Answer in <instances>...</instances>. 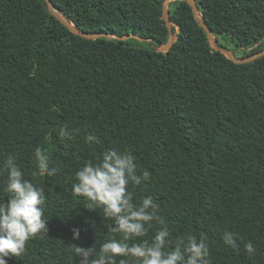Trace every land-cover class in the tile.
<instances>
[{"label": "trees", "instance_id": "obj_1", "mask_svg": "<svg viewBox=\"0 0 264 264\" xmlns=\"http://www.w3.org/2000/svg\"><path fill=\"white\" fill-rule=\"evenodd\" d=\"M51 1L85 32L132 33L155 47L169 38L165 0ZM195 2L218 46L238 59L264 50V0ZM169 15L180 32L162 53L136 40L76 36L44 0H0V199L11 154L44 189L49 221L46 236L31 238L8 264H77L70 244L98 249L109 236L121 239L102 209L89 211L71 192L75 172L112 148L131 152L138 175L150 173L134 200L150 195L160 205L169 241L203 236L211 264H264V56L236 64L215 51L184 1L171 2ZM89 133L97 139L85 142ZM37 146L56 175H40ZM159 227L153 222L138 240ZM225 230L234 245L224 243Z\"/></svg>", "mask_w": 264, "mask_h": 264}, {"label": "clouds", "instance_id": "obj_2", "mask_svg": "<svg viewBox=\"0 0 264 264\" xmlns=\"http://www.w3.org/2000/svg\"><path fill=\"white\" fill-rule=\"evenodd\" d=\"M60 138L71 139L72 130L60 128ZM85 142L95 141L89 133ZM33 159L40 175L54 176L59 171L50 167L47 151L37 146ZM16 157L8 154L3 161L7 171L3 192L6 199H0V264L19 257L26 251V243L37 234L46 236L48 222L44 218L45 195L42 187L24 178V172L16 164ZM135 157L128 151L116 148L105 150L95 161L88 160L74 175L71 192L83 197L89 211L102 209L105 218L113 222L109 231L120 234L109 236L99 248H84L70 244L79 257L77 264H211L209 249L203 236L186 235L169 241L170 231L165 218L159 215L160 205L152 196H145L136 202L134 189L149 180L150 173L140 170ZM153 222L160 225L151 240L145 237ZM72 239L80 236L78 228L71 229ZM235 234L225 230L222 239L226 245H234ZM137 241V242H133ZM171 244L172 250L165 251ZM247 253H254L251 242L245 245Z\"/></svg>", "mask_w": 264, "mask_h": 264}, {"label": "water", "instance_id": "obj_3", "mask_svg": "<svg viewBox=\"0 0 264 264\" xmlns=\"http://www.w3.org/2000/svg\"><path fill=\"white\" fill-rule=\"evenodd\" d=\"M174 1H184L186 2L193 13V17L194 19L197 21L199 27L205 32L206 37L210 43V46L217 52H220L221 54H223L224 56H226L229 60H231L232 62L236 63V64H248V63H252L255 60L261 58L264 56V50L260 51L257 54H254L252 56H248L245 58H241L238 59L234 56V54L227 50L224 49L220 46L217 45V40L216 37L214 36L213 32L205 25L204 21L202 20V18H200L199 16V12L197 10L196 7V2L195 0H165L163 3V7H162V17L166 23V27L168 29V33H169V38L167 43L162 44V43H158L159 47L158 49H156L158 52H162V53H168L172 46L174 45V43L177 40V35L180 32V28L177 24H175L169 15V4L171 2ZM44 2L46 3L50 14L57 20L59 21L65 28H67L71 33H73L76 36H79L83 39L86 40H97L99 38H106L108 40H115L118 42H125L127 40H136L138 42H148V43H153L154 39L152 38H144V37H140L138 35L135 34H126V35H118V34H112V33H108V32H103V31H97V32H85L82 31L78 28H76L74 26V24H72L71 22L67 21L62 14L60 13L59 9L57 7H55L52 3L51 0H44ZM175 28V32L172 33V28Z\"/></svg>", "mask_w": 264, "mask_h": 264}, {"label": "rangeland", "instance_id": "obj_4", "mask_svg": "<svg viewBox=\"0 0 264 264\" xmlns=\"http://www.w3.org/2000/svg\"><path fill=\"white\" fill-rule=\"evenodd\" d=\"M131 40H133V39H131ZM225 42V41H224ZM149 47H151V48H154V49H158V47L156 46H152V44L151 43H148V42H145ZM239 55V53H236V56H238Z\"/></svg>", "mask_w": 264, "mask_h": 264}]
</instances>
